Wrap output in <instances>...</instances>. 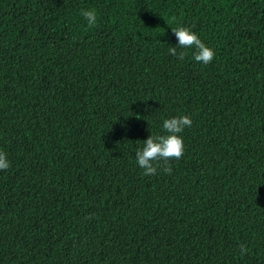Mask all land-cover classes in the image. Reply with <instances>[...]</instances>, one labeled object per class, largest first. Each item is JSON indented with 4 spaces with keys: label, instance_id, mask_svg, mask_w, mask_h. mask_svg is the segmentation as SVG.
Returning <instances> with one entry per match:
<instances>
[{
    "label": "trees",
    "instance_id": "obj_1",
    "mask_svg": "<svg viewBox=\"0 0 264 264\" xmlns=\"http://www.w3.org/2000/svg\"><path fill=\"white\" fill-rule=\"evenodd\" d=\"M0 151V264H264V0H0Z\"/></svg>",
    "mask_w": 264,
    "mask_h": 264
},
{
    "label": "clouds",
    "instance_id": "obj_2",
    "mask_svg": "<svg viewBox=\"0 0 264 264\" xmlns=\"http://www.w3.org/2000/svg\"><path fill=\"white\" fill-rule=\"evenodd\" d=\"M83 17L88 21V26L93 27L97 23V13L95 10L82 11ZM178 44L175 47H169L170 55L175 56L178 60H183L186 53L184 51L177 52V49L194 48V60L198 63L208 65L215 57L212 48L206 46L196 33L189 27L177 26L172 30ZM192 126V120L187 115L164 119L162 128L163 135L151 134L142 142L143 146L135 152L137 165L143 170L144 176L155 175L157 167H162L166 174H171L172 167L169 161L179 160L183 157L185 147L182 136L180 135L186 127ZM137 143H141L137 141ZM10 167L7 154L0 151V170L6 171ZM257 196V193H256ZM240 253H247V248L240 245Z\"/></svg>",
    "mask_w": 264,
    "mask_h": 264
}]
</instances>
